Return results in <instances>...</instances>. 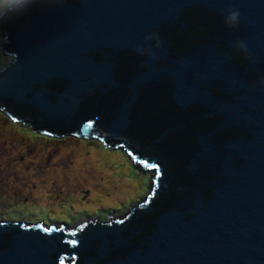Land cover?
<instances>
[{
	"label": "water",
	"instance_id": "95a60500",
	"mask_svg": "<svg viewBox=\"0 0 264 264\" xmlns=\"http://www.w3.org/2000/svg\"><path fill=\"white\" fill-rule=\"evenodd\" d=\"M198 1L246 13L245 78L228 81L206 59L167 60V48L146 39L162 19ZM0 31L8 36L4 48L19 54L0 87V112L36 132L55 135L60 129L99 138L106 149L123 146L107 137L126 135L129 104H104L98 92L114 80L108 49L131 48L148 83L154 75L169 81L168 105L196 107L212 118L197 127L193 155L185 160L129 151L138 168L158 171L151 198L131 215L70 228L0 223V264H264V85L258 83L264 77V0H62L35 5L0 24ZM145 47L151 55L143 54ZM252 67L256 76L249 74ZM9 102L34 116H20ZM176 124L178 119L164 126L159 140L170 145L179 133ZM185 170L189 183L175 196ZM133 220H143L141 235L132 232L131 242H123Z\"/></svg>",
	"mask_w": 264,
	"mask_h": 264
},
{
	"label": "rangeland",
	"instance_id": "374dc122",
	"mask_svg": "<svg viewBox=\"0 0 264 264\" xmlns=\"http://www.w3.org/2000/svg\"><path fill=\"white\" fill-rule=\"evenodd\" d=\"M121 148L106 149L96 137L38 133L0 112V223L70 228L122 219L148 197L154 173Z\"/></svg>",
	"mask_w": 264,
	"mask_h": 264
},
{
	"label": "flooded vegetation",
	"instance_id": "af4514ba",
	"mask_svg": "<svg viewBox=\"0 0 264 264\" xmlns=\"http://www.w3.org/2000/svg\"><path fill=\"white\" fill-rule=\"evenodd\" d=\"M228 11L229 9L223 10V8L217 5L200 3L198 1L188 9L182 12L179 11L180 13L178 12L179 14L175 18L162 19L158 24L159 28L157 32L162 41L161 48L166 47L168 50L166 59L172 56L176 58L177 62L187 60L193 62L197 58L201 60L206 59L212 62L219 71V75L225 76L228 81L233 78H239V80L245 78L248 74L247 60L236 49V46L239 41H243V32L248 26L247 16L243 10L239 9L241 17L240 26L238 28H229L224 22ZM145 46L147 45L145 44ZM206 46L208 49L207 55L201 54L195 56L198 52H202ZM107 51L113 53L109 57H106L105 60L113 64V68L115 67L113 72L114 80L111 86L109 85L111 84V80H109V84L103 83L100 85L101 90L98 92L104 100V104L109 99H114L115 101L126 100L130 111L126 135L116 140L107 137V140L111 143L123 145L125 150L127 146L126 152H128L127 154L130 158L136 154L134 152L130 153L129 151L131 150H137L139 154L160 155L165 157V160L174 154L176 160H185L190 154L193 155L197 127L210 124L212 118L200 116V110L196 107H188L185 110L182 107L176 106L172 101H170L171 105H168L167 100L169 99L166 88L169 85V81L165 79L161 80V77L154 75L152 82L148 83L143 78L145 68H143V71L139 69V57L131 48L108 49ZM163 59L160 57L159 61H165ZM140 60L142 63L145 61V59ZM260 63L264 65L263 61ZM243 70L247 71L243 72ZM249 74L250 76H256L258 72L252 67V69H249ZM183 75L180 74V76ZM103 89H106L104 93L102 92ZM230 89L234 90L233 88ZM176 119H178V124L176 125L179 128L177 138H172L170 145L168 143L169 140H159L162 136L163 127L173 124ZM88 120L92 122L94 118H89ZM141 156L138 155V157ZM156 172L158 171L156 170ZM182 174L186 179H182L183 182L180 184L177 182L179 184L178 187H173V190L176 192V194L174 193L175 196L179 194V189L189 183L187 178L189 172L185 170ZM155 177H151L150 192L147 199L151 198L155 189L153 186V179ZM136 208L137 206L130 210V215ZM142 221L133 220L131 222L129 230L122 237L123 242H131L129 236L132 232L140 233L141 235ZM144 222H148V220ZM140 235L135 238H139Z\"/></svg>",
	"mask_w": 264,
	"mask_h": 264
},
{
	"label": "clouds",
	"instance_id": "9594fccd",
	"mask_svg": "<svg viewBox=\"0 0 264 264\" xmlns=\"http://www.w3.org/2000/svg\"><path fill=\"white\" fill-rule=\"evenodd\" d=\"M61 2L62 0H0V24L26 14L35 5H58ZM224 22L229 28H238L241 24L239 9H229L228 14L224 18ZM146 39L154 40L155 47L157 49L162 46L160 35L155 30H153V32L148 37H146ZM7 43V34L0 31V87L6 85L7 79L5 74L8 73L9 69L16 65L19 61L18 53L8 51L4 48V45ZM236 49L240 51L245 58L250 57L249 49L243 41H239L237 43ZM137 51H140L139 46L137 47ZM143 54L146 56L151 55V49L148 47L143 48ZM258 83L264 85V77L259 78Z\"/></svg>",
	"mask_w": 264,
	"mask_h": 264
},
{
	"label": "trees",
	"instance_id": "16d2710c",
	"mask_svg": "<svg viewBox=\"0 0 264 264\" xmlns=\"http://www.w3.org/2000/svg\"><path fill=\"white\" fill-rule=\"evenodd\" d=\"M22 16V15H21ZM12 20H14V19H12ZM11 20H9V22H10ZM10 25V24H9ZM6 106L8 107V108H10L11 110H13V111H16L17 112V114H19L20 116H22V117H24V116H34V113L32 112V111H28V110H25L26 108H19V109H16L15 108V106L13 105V104H11V102H9V103H7L6 104ZM1 111V110H0ZM1 112H3V111H1ZM5 113V112H4ZM6 114V113H5ZM6 115H8V114H6ZM9 116V115H8ZM9 118L12 120V118L9 116ZM14 121V120H13ZM34 129V128H33ZM66 132V131H65ZM61 133H64L63 131H60V129H58V131H57V133H56V135H59V134H61ZM71 133H74V132H71ZM85 136H87V135H85ZM88 136H90V135H88Z\"/></svg>",
	"mask_w": 264,
	"mask_h": 264
},
{
	"label": "bare ground",
	"instance_id": "6f19581e",
	"mask_svg": "<svg viewBox=\"0 0 264 264\" xmlns=\"http://www.w3.org/2000/svg\"><path fill=\"white\" fill-rule=\"evenodd\" d=\"M39 133V132H38ZM122 150H124L125 152H126V150L124 149V147L123 148H121ZM127 153V152H126ZM66 156V155H65ZM65 156H63V157H65ZM129 156V155H128ZM63 159L61 158V160H58L55 164H56V166L57 167H59V166H61V165H63V164H58V162H61ZM136 163V166H139L140 167V164H138L137 162H135ZM138 164V165H137ZM146 172H148L150 175L152 174V172L154 173L153 175H151V177L152 176H157V172H156V170L155 169H153V168H149V169H147L146 170ZM106 180V178L104 177V178H102L100 181L101 182H103V181H105ZM151 182V181H150ZM149 188H150V184H149ZM99 194H102V195H104L102 192H99ZM106 196V195H105ZM96 197H98V195H96ZM107 197H108V195H107ZM148 198V197H147ZM147 198H146V200H147ZM138 206V205H137ZM133 209V208H132ZM131 209V210H132Z\"/></svg>",
	"mask_w": 264,
	"mask_h": 264
}]
</instances>
